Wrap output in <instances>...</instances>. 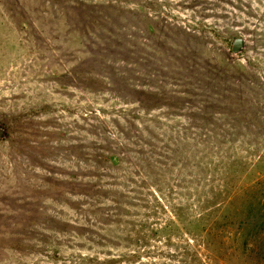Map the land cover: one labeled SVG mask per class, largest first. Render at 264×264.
Here are the masks:
<instances>
[{"label": "rangeland", "instance_id": "1", "mask_svg": "<svg viewBox=\"0 0 264 264\" xmlns=\"http://www.w3.org/2000/svg\"><path fill=\"white\" fill-rule=\"evenodd\" d=\"M0 124V264H264V0H0Z\"/></svg>", "mask_w": 264, "mask_h": 264}, {"label": "water", "instance_id": "2", "mask_svg": "<svg viewBox=\"0 0 264 264\" xmlns=\"http://www.w3.org/2000/svg\"><path fill=\"white\" fill-rule=\"evenodd\" d=\"M244 44H245L244 39L242 37H237L233 43V50L235 52L240 51L243 48ZM6 136H7V130L4 127H2V125L0 124V138H5Z\"/></svg>", "mask_w": 264, "mask_h": 264}, {"label": "trees", "instance_id": "3", "mask_svg": "<svg viewBox=\"0 0 264 264\" xmlns=\"http://www.w3.org/2000/svg\"><path fill=\"white\" fill-rule=\"evenodd\" d=\"M195 177L197 178V176L195 175ZM195 179H191V181H194Z\"/></svg>", "mask_w": 264, "mask_h": 264}]
</instances>
